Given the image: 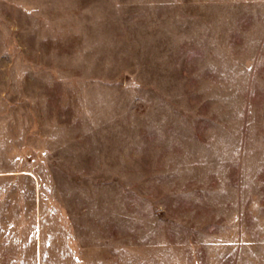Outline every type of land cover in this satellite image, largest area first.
I'll list each match as a JSON object with an SVG mask.
<instances>
[{
	"label": "rangeland",
	"instance_id": "rangeland-1",
	"mask_svg": "<svg viewBox=\"0 0 264 264\" xmlns=\"http://www.w3.org/2000/svg\"><path fill=\"white\" fill-rule=\"evenodd\" d=\"M0 264H264V0H0Z\"/></svg>",
	"mask_w": 264,
	"mask_h": 264
}]
</instances>
